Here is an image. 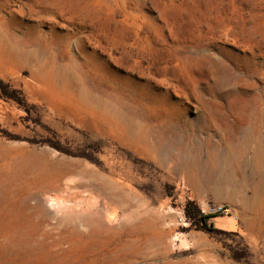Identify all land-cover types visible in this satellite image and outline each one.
<instances>
[{
    "label": "rangeland",
    "instance_id": "374dc122",
    "mask_svg": "<svg viewBox=\"0 0 264 264\" xmlns=\"http://www.w3.org/2000/svg\"><path fill=\"white\" fill-rule=\"evenodd\" d=\"M0 81V264H264V0H0Z\"/></svg>",
    "mask_w": 264,
    "mask_h": 264
},
{
    "label": "trees",
    "instance_id": "16d2710c",
    "mask_svg": "<svg viewBox=\"0 0 264 264\" xmlns=\"http://www.w3.org/2000/svg\"><path fill=\"white\" fill-rule=\"evenodd\" d=\"M0 91L3 97L7 99H12L17 103H21V100L16 95V92L14 90H8L7 86L2 81H0ZM185 216L189 220V222L194 225L199 224V222H202L206 219L205 217L199 214V212L196 210L192 203H188L186 205Z\"/></svg>",
    "mask_w": 264,
    "mask_h": 264
},
{
    "label": "bare ground",
    "instance_id": "6f19581e",
    "mask_svg": "<svg viewBox=\"0 0 264 264\" xmlns=\"http://www.w3.org/2000/svg\"><path fill=\"white\" fill-rule=\"evenodd\" d=\"M44 197H42V198H38V203L39 204H43V201H44V199H43ZM63 203V201L62 200H60L58 197H55V199H50L49 200V202H48V204L46 205L48 208H50V209H53V210H55V209H57V208H59L60 207V205ZM73 225H71V227H72ZM74 226H75V224H74ZM73 226V229H75V227Z\"/></svg>",
    "mask_w": 264,
    "mask_h": 264
},
{
    "label": "built area",
    "instance_id": "2783aa9c",
    "mask_svg": "<svg viewBox=\"0 0 264 264\" xmlns=\"http://www.w3.org/2000/svg\"><path fill=\"white\" fill-rule=\"evenodd\" d=\"M181 220H184V218L181 217Z\"/></svg>",
    "mask_w": 264,
    "mask_h": 264
}]
</instances>
